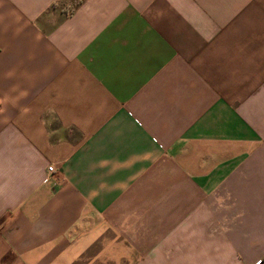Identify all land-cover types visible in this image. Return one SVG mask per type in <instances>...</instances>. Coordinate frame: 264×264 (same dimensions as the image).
Segmentation results:
<instances>
[{"label": "crops", "instance_id": "0c3cea01", "mask_svg": "<svg viewBox=\"0 0 264 264\" xmlns=\"http://www.w3.org/2000/svg\"><path fill=\"white\" fill-rule=\"evenodd\" d=\"M0 264H264V0H0Z\"/></svg>", "mask_w": 264, "mask_h": 264}, {"label": "built area", "instance_id": "2783aa9c", "mask_svg": "<svg viewBox=\"0 0 264 264\" xmlns=\"http://www.w3.org/2000/svg\"><path fill=\"white\" fill-rule=\"evenodd\" d=\"M47 172H48V174H51L53 172V168L52 167H48L47 168Z\"/></svg>", "mask_w": 264, "mask_h": 264}]
</instances>
